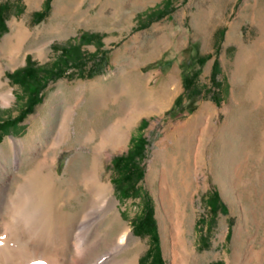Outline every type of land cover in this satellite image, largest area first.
I'll return each mask as SVG.
<instances>
[{
	"label": "rangeland",
	"instance_id": "rangeland-1",
	"mask_svg": "<svg viewBox=\"0 0 264 264\" xmlns=\"http://www.w3.org/2000/svg\"><path fill=\"white\" fill-rule=\"evenodd\" d=\"M43 2L0 0L6 5L0 91L11 93L9 103L0 100V121L27 104L29 90L9 74L27 57L49 69L80 33L97 35L80 46L83 64L49 79L33 110L0 128V182L14 186L46 159L45 172L52 169L56 180L55 207L71 223L90 198L84 174L99 170L112 191L99 231L110 240L123 227L131 230L119 257L141 264L157 243L163 264H173L174 249L177 264H264V48L257 44L264 38V0H50L35 21ZM166 3L168 12L158 16ZM20 30L27 36L7 52L4 39ZM199 54H210L195 80L200 93L174 107L183 92L181 64ZM40 75L50 78L47 70ZM111 129L120 131L119 146L102 136ZM59 133L64 137L54 144ZM138 136L143 174L123 197L112 158ZM11 140L22 148L19 164ZM181 170L187 198L167 205L161 188L181 181ZM147 208L157 241L133 231L131 219ZM114 212L119 220L108 225ZM33 238L18 235L0 264H44Z\"/></svg>",
	"mask_w": 264,
	"mask_h": 264
},
{
	"label": "bare ground",
	"instance_id": "bare-ground-1",
	"mask_svg": "<svg viewBox=\"0 0 264 264\" xmlns=\"http://www.w3.org/2000/svg\"><path fill=\"white\" fill-rule=\"evenodd\" d=\"M26 36L27 32L20 30L17 34L7 36L2 44L9 46L7 52H10ZM257 44L264 48V38L259 39ZM1 85L3 82L0 72ZM10 99V90L0 91V100L3 104L9 103ZM102 136L114 139L115 146L122 143L118 129L108 130ZM63 137V133H59L55 137L54 144L60 143ZM10 145L9 150L11 149L10 152L14 154V161L19 164L20 158L17 156L21 154L22 148L15 140H11ZM48 165L46 159L36 162L14 186L11 179L0 182V261H7L8 252L18 235L25 237L33 235L35 237L33 243L42 249L44 264H136L134 258L119 257L120 253L129 246L131 235L129 227H123L110 240L104 238V234L99 231L98 224L105 218L112 192L110 185L102 182L99 170L84 174L90 198L84 203L78 218L70 223L66 213L58 211L55 207L56 180L53 178L52 169L45 172L49 169ZM179 176L181 181H173L170 187L168 184L166 188H161L162 202H166L167 205V202H179V199L187 198L185 192L187 187L182 183L185 177L183 170L180 171ZM117 220L119 215L114 212L108 225H112L113 221ZM180 231L182 233L179 242L186 245L184 230L180 229ZM66 250L68 255L64 253ZM178 259L179 256L174 249L173 264H177Z\"/></svg>",
	"mask_w": 264,
	"mask_h": 264
},
{
	"label": "trees",
	"instance_id": "trees-1",
	"mask_svg": "<svg viewBox=\"0 0 264 264\" xmlns=\"http://www.w3.org/2000/svg\"><path fill=\"white\" fill-rule=\"evenodd\" d=\"M49 1L50 0H44L43 9L34 13L35 21H39L47 13L49 9ZM167 6L168 3L165 4L163 9L157 11V15L162 16L164 13H167ZM5 10L6 5L0 4V35L2 31L6 29ZM96 35L97 33H80L77 37L76 43L69 44L68 46L61 49V56L53 61V64L49 69L41 65H35V63L30 60V57H27V64L24 67L15 69L13 72L9 73L10 77L15 82L21 84L24 88L29 90L30 94L27 98V104L25 108L17 116L0 121V128L6 125H13L17 123L23 118L25 114L31 112L33 110V106L39 101V92L49 79L55 77L56 75H60L71 66L74 67L83 64L85 60L82 56H80V46L84 43L91 42V38ZM188 50V48H185L184 52L186 53ZM208 57H210V54H199L196 55L194 59H189L184 64H181L183 92L176 97L174 101V107L180 106L182 97L184 95H187L189 98H195L199 95L200 90L197 85H195V80L200 74V68L204 65ZM164 60L163 54L158 64L161 65ZM165 63L169 62L166 61ZM195 63L199 65V68L194 67ZM44 70H47V74L50 78L41 79L40 73L44 72ZM216 72V62H214L211 74L213 80L215 78ZM142 124H145L144 120H142ZM143 148L144 139L139 136L133 137L131 139V146L128 151L125 154L116 155L112 158V164L119 175L117 177V186L118 189L122 188L121 194L123 197L128 195L130 188L129 186L135 188V184L142 177L143 170L136 161V158L143 157ZM217 205L218 198L215 194L213 198L210 199L211 210L215 211ZM131 224L134 232L150 235L152 240L157 241L156 227L152 218L151 208H147L143 215L139 214L138 216L133 217V219H131ZM153 247V250L152 248L148 249L147 253L141 257V264H163L159 246L157 243H155Z\"/></svg>",
	"mask_w": 264,
	"mask_h": 264
}]
</instances>
